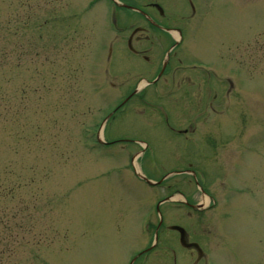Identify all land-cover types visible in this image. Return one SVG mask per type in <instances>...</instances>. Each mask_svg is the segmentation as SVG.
I'll return each instance as SVG.
<instances>
[{
	"label": "rangeland",
	"instance_id": "rangeland-1",
	"mask_svg": "<svg viewBox=\"0 0 264 264\" xmlns=\"http://www.w3.org/2000/svg\"><path fill=\"white\" fill-rule=\"evenodd\" d=\"M90 1L0 0V264L127 263L151 239L144 225L156 222L158 199L200 201L186 166L218 204L186 215L165 203L163 220L185 228L213 264H264V0H208L193 21L201 30L192 59L231 61L239 89L198 125L201 139L216 135L202 153L136 99L104 123L108 144H97L128 81L151 73H102L106 46L120 50L126 34L108 29L105 0ZM135 155L138 172L161 188L136 177ZM157 240L150 264H170L161 252L175 234L162 228ZM176 247L178 263H192Z\"/></svg>",
	"mask_w": 264,
	"mask_h": 264
},
{
	"label": "flooded vegetation",
	"instance_id": "flooded-vegetation-1",
	"mask_svg": "<svg viewBox=\"0 0 264 264\" xmlns=\"http://www.w3.org/2000/svg\"><path fill=\"white\" fill-rule=\"evenodd\" d=\"M162 16L165 17L164 14H162ZM162 21H163L162 19H160L158 21H154V25L156 27L160 28V29H162V28H177V26H174V25L170 26V24H164V21L163 22ZM158 22H161V23H158ZM143 38H144V36H143ZM143 38L138 36V37H136V40L139 41L140 39H143ZM141 57L143 59L148 60L146 58V56L143 55V54H141ZM125 62L126 61H124L123 59H121L119 57L118 59H116L115 65L116 66H120V65L123 66L124 64H126ZM128 62L130 63V66L133 68V66L131 64V63H133V61H129L128 60ZM175 62H181V60L179 58H177L176 61H173L171 63L170 68L167 71V73H172L170 75V78H171L170 82L171 83H175L176 82L178 85H181V83H183V84H185L184 89H193V88L196 89L197 86L194 87V86H192V84H198V81L200 80V78L197 77L196 79L192 80L191 77L193 78V76H191L190 73H195V72H192V70L188 68L187 64L182 66V65L175 64ZM131 73H161V72L155 71V70H152V71H148V70H146V71H138V70L133 69L131 71ZM195 76H198V75H195ZM196 105H197V107L193 108V112L195 113V115H199L201 113L200 112L201 108L199 107L200 103H198V104L196 103ZM206 109L207 108L205 107L204 110H206ZM188 111H190V109H188ZM186 131L187 130H185V129L183 130V132H186ZM198 261L199 260L197 259L196 264H198Z\"/></svg>",
	"mask_w": 264,
	"mask_h": 264
},
{
	"label": "water",
	"instance_id": "water-1",
	"mask_svg": "<svg viewBox=\"0 0 264 264\" xmlns=\"http://www.w3.org/2000/svg\"><path fill=\"white\" fill-rule=\"evenodd\" d=\"M172 228H175V229L179 230V232L181 233V242H183V232H182V229L181 228H178V227H172Z\"/></svg>",
	"mask_w": 264,
	"mask_h": 264
},
{
	"label": "bare ground",
	"instance_id": "bare-ground-1",
	"mask_svg": "<svg viewBox=\"0 0 264 264\" xmlns=\"http://www.w3.org/2000/svg\"><path fill=\"white\" fill-rule=\"evenodd\" d=\"M207 202V198H203V203H206Z\"/></svg>",
	"mask_w": 264,
	"mask_h": 264
}]
</instances>
